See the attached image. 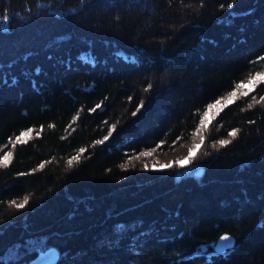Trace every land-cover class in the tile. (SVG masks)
Returning a JSON list of instances; mask_svg holds the SVG:
<instances>
[{
    "label": "trees",
    "instance_id": "obj_1",
    "mask_svg": "<svg viewBox=\"0 0 264 264\" xmlns=\"http://www.w3.org/2000/svg\"><path fill=\"white\" fill-rule=\"evenodd\" d=\"M230 2L0 0V264H264V83L235 87L264 69V0ZM21 3L45 40L3 52ZM188 136V163L151 166Z\"/></svg>",
    "mask_w": 264,
    "mask_h": 264
},
{
    "label": "rangeland",
    "instance_id": "obj_2",
    "mask_svg": "<svg viewBox=\"0 0 264 264\" xmlns=\"http://www.w3.org/2000/svg\"><path fill=\"white\" fill-rule=\"evenodd\" d=\"M21 6L23 7V9L21 10L22 15L30 16V12L26 11L29 6H26V9L23 3L20 4V7ZM34 17L35 16H32L31 14V16L29 17V22H22L21 20L19 21L21 27L23 28V31L18 33L14 38L6 40V42L1 45V50L3 52L10 51V49L20 50L22 44L28 45V38H31V35L38 38L42 42L45 40V37L39 34V33H43L47 31L46 30L47 28L45 24L43 23L45 20L44 18L45 16H41L40 18H34ZM31 18L33 19L32 21H31ZM37 44H39V42L32 44V46H35ZM259 73L264 74V69H261ZM230 93L231 92H227L224 95L217 98L220 100V105H217L216 107L211 108V109L207 107L202 114V121L207 120L209 117L214 115L217 111H219L220 106L226 103L227 99L229 98ZM215 101L212 104H214ZM205 113L208 114L207 118L205 117ZM198 144H199L198 141L193 139L191 136H188V137L181 139L177 144H175L174 146L170 148L155 149L149 155L150 164L153 167H160V165H168L172 162L182 161L184 160L186 156H188L189 149H194L195 145H198Z\"/></svg>",
    "mask_w": 264,
    "mask_h": 264
},
{
    "label": "snow or ice",
    "instance_id": "obj_3",
    "mask_svg": "<svg viewBox=\"0 0 264 264\" xmlns=\"http://www.w3.org/2000/svg\"><path fill=\"white\" fill-rule=\"evenodd\" d=\"M233 3H234V0H231V2L227 5V7H229V8L232 7ZM221 7H223V5ZM258 59L264 60V57H259ZM261 83H264V74L257 72L256 75L253 76L251 73H249L248 76H247V82L245 83L244 81H241L235 87H236V89H245L246 88L247 91H243L241 94L243 96H248L249 93L252 92V91H254L255 88H256V86L259 85V84H261ZM149 87H150V85H149ZM236 99H237V92H236V90H233L229 94V98L227 99L226 103L224 105H221L220 106V110L222 111L224 107H227V105H230V104L235 103V100ZM260 100H264V96H261L260 97ZM217 105H220V100L219 99H217L214 104H209L208 105V108L211 109V108L216 107ZM141 106L142 105L138 106V110H139V107H141ZM97 107H100V105H97ZM249 107H251V105H249ZM217 114H219V112ZM133 115H135V113H133ZM205 117L206 118L208 117V114L207 113H205ZM204 127L207 128L208 127V124L205 123L204 124ZM28 131L30 132L32 130L29 129ZM25 135H26V133L22 132L19 136L16 137V140L17 141H20L22 143H25L26 141L21 140V137H23ZM229 135L232 136L233 138H235L238 135V130L237 129H232L229 132ZM104 139L107 140L108 137L105 136ZM178 139H179V137H178ZM201 140L203 141V137H201ZM97 143H100V141H98ZM229 143H231V141H229V140H221V141H219V144L221 146L226 145V144H229ZM199 148H200V145H195V148L194 149H189L188 156H186L184 158V160L178 161V163H180V164H186V163H188L189 162V159L191 157H194L195 156L196 150H198ZM80 151H81V153H83L85 150L84 149H81ZM148 154L149 153H147V152L143 153V155H148ZM11 155H12L11 153L6 152V153H4L3 156H0V166H7V164L10 162ZM74 160H78V157H73L72 159H70L68 161V164L69 165H72V163H73ZM42 166L43 165H41V167ZM170 166L171 165H160L161 168L170 167ZM122 167H123V165H122ZM145 167H147V165H145ZM28 199L29 198L26 196L24 198V203H20V204H15L14 202H12L13 203V206L16 207V208H18V209L19 208H23L27 204ZM231 242H232L231 241V237H229L226 234L225 235H222L220 237V247L221 248H227V247H229V245L231 244Z\"/></svg>",
    "mask_w": 264,
    "mask_h": 264
},
{
    "label": "water",
    "instance_id": "obj_4",
    "mask_svg": "<svg viewBox=\"0 0 264 264\" xmlns=\"http://www.w3.org/2000/svg\"><path fill=\"white\" fill-rule=\"evenodd\" d=\"M225 234L228 235L229 237H231L232 242L229 245V247H231L233 245L234 236L229 232H223L217 237V239L213 245V247L216 251H223V250L229 248V247H227V248H221L220 247V237L222 235H225ZM203 248L205 249V246H203ZM57 258H58V249L54 246H51V247H48L46 249L38 251V253L34 257L30 258L27 261L22 262L21 264H54L56 262Z\"/></svg>",
    "mask_w": 264,
    "mask_h": 264
},
{
    "label": "bare ground",
    "instance_id": "obj_5",
    "mask_svg": "<svg viewBox=\"0 0 264 264\" xmlns=\"http://www.w3.org/2000/svg\"><path fill=\"white\" fill-rule=\"evenodd\" d=\"M58 259V258H57ZM57 261V260H56Z\"/></svg>",
    "mask_w": 264,
    "mask_h": 264
}]
</instances>
